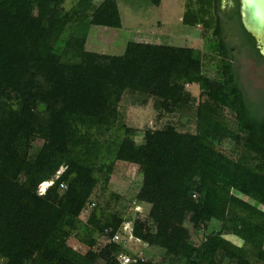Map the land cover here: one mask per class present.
<instances>
[{
	"label": "trees",
	"instance_id": "trees-1",
	"mask_svg": "<svg viewBox=\"0 0 264 264\" xmlns=\"http://www.w3.org/2000/svg\"><path fill=\"white\" fill-rule=\"evenodd\" d=\"M65 1L0 0L2 264H116V243L92 251L96 237L119 232L123 218L115 212L99 206L91 211L83 233L75 234L86 253L67 245L98 184V148L89 130L112 128L124 134L115 160L143 170L135 201L147 207L148 222H131L135 240L164 250L168 264H264V90L255 102L247 98L223 27L264 57L240 24L237 0L225 17L220 0H197L208 3L211 21L189 10L182 18L216 39L214 77L204 73L201 53L193 48L128 42L120 56L85 51L92 26L121 28L117 3L72 0L64 9ZM189 86L199 90L196 104ZM12 91L17 103L8 109L4 103ZM127 93L154 98L158 110L189 123L194 119L195 132L180 131L184 122L168 123L145 130L136 143V130L118 121ZM36 140L42 144L32 158ZM60 167L65 170L38 195L37 187L44 191ZM193 232L203 234L199 245L191 240Z\"/></svg>",
	"mask_w": 264,
	"mask_h": 264
},
{
	"label": "rangeland",
	"instance_id": "rangeland-1",
	"mask_svg": "<svg viewBox=\"0 0 264 264\" xmlns=\"http://www.w3.org/2000/svg\"><path fill=\"white\" fill-rule=\"evenodd\" d=\"M115 1L121 18V28L92 26L84 45L85 51L120 56L128 42L193 48L201 53L204 73L210 77L215 76L214 66L217 56L212 49L215 47L216 39L212 36L211 30L205 29L201 25L191 26L182 22L187 10H189V14L196 13V19L211 21V10L208 3L204 1L201 3L197 0H161L160 5L154 7L147 0ZM72 3V0H66L62 7L68 9ZM223 40L241 87L249 101L255 102L258 95L264 90V59L258 58L254 52L247 48L248 46H244L239 34L234 30L223 27ZM187 89L194 97L195 104L198 103L200 100L198 88L189 86ZM16 96L17 92L12 91V96L4 103V107L14 108L17 103ZM118 113L120 126L136 130L134 136L136 143L142 141L145 130L162 128L168 123L176 125L181 121L184 122V126L178 128L180 131L195 132L194 119L189 123L185 121L186 118H181L178 114H167L158 110L154 98L137 93H127L123 96L118 106ZM224 115L230 120L234 119V116L227 110L224 111ZM85 131L82 129L81 132ZM89 132L98 148L96 165L99 170L95 172L98 184L89 203L79 216L77 231L67 239V245L79 253H86L88 248L78 240L75 234L83 233L84 224L96 206L108 212H115L123 218V221L148 222L147 207H137L135 201L141 187L143 170L136 165L116 161L114 158L117 145L124 136L123 129L89 130ZM41 144L42 142L39 140L33 142L30 157H35ZM64 170L65 167H60L56 172L57 176ZM40 188L42 190V186ZM62 189H65V186ZM243 199L249 201L246 198ZM213 226L211 224V229ZM191 235L193 244L199 245L202 232H193ZM225 239L234 245H243V242L234 236L228 235L225 236ZM106 243L104 237H96V244L92 247V251H99ZM124 243V246L132 251L133 257L137 260L141 259L151 264H168L169 259L165 256L164 250L158 247L148 246L139 240L129 238L128 234L125 235ZM251 261L254 263V259ZM2 263L3 261L0 259V264ZM99 264H103V262L100 261Z\"/></svg>",
	"mask_w": 264,
	"mask_h": 264
},
{
	"label": "water",
	"instance_id": "water-1",
	"mask_svg": "<svg viewBox=\"0 0 264 264\" xmlns=\"http://www.w3.org/2000/svg\"><path fill=\"white\" fill-rule=\"evenodd\" d=\"M239 20L244 31L255 42V48L264 57V0H237ZM224 7L225 0H220Z\"/></svg>",
	"mask_w": 264,
	"mask_h": 264
},
{
	"label": "built area",
	"instance_id": "built-area-1",
	"mask_svg": "<svg viewBox=\"0 0 264 264\" xmlns=\"http://www.w3.org/2000/svg\"><path fill=\"white\" fill-rule=\"evenodd\" d=\"M57 177H55L51 183V185L53 184L54 180L57 179ZM49 185L47 187V189L51 186ZM61 188H64V185H60ZM47 189L43 192V193H39V191H37L38 195H43L45 194V192L47 191ZM192 199L194 201L198 200V196L196 194L192 195ZM117 226L119 227V232H117L116 234H114L111 238H109L108 232H106V235H103L102 237H104V239L106 240V242H111V243H116L117 245L120 246L121 251L116 255L115 257V262L116 264H134L136 263L137 259H135L132 255V251L129 250L127 247H125V235L128 234L129 238L134 239L131 236V222L130 221H118L117 222ZM135 240V239H134ZM141 260V259H139Z\"/></svg>",
	"mask_w": 264,
	"mask_h": 264
},
{
	"label": "flooded vegetation",
	"instance_id": "flooded-vegetation-1",
	"mask_svg": "<svg viewBox=\"0 0 264 264\" xmlns=\"http://www.w3.org/2000/svg\"><path fill=\"white\" fill-rule=\"evenodd\" d=\"M235 6H236L235 0H225L224 7H221L220 1H219V8H220V11H221V14L223 15V17L230 14L232 12V10L235 8Z\"/></svg>",
	"mask_w": 264,
	"mask_h": 264
},
{
	"label": "bare ground",
	"instance_id": "bare-ground-1",
	"mask_svg": "<svg viewBox=\"0 0 264 264\" xmlns=\"http://www.w3.org/2000/svg\"><path fill=\"white\" fill-rule=\"evenodd\" d=\"M57 175H58V173L55 175V177H56ZM55 177H54V178H55ZM54 178H52L51 180L48 181V182H50V185H51V183H52V181H53ZM46 189H47V188H46ZM46 189H45V190H46ZM45 190H44V191H45ZM38 191H39V193H43V192H44V191L41 190V188H39Z\"/></svg>",
	"mask_w": 264,
	"mask_h": 264
}]
</instances>
